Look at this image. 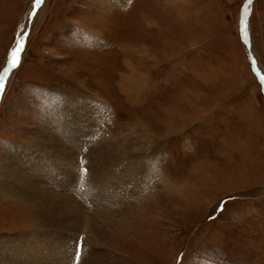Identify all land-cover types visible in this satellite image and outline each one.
I'll return each instance as SVG.
<instances>
[{
  "label": "rangeland",
  "instance_id": "obj_1",
  "mask_svg": "<svg viewBox=\"0 0 264 264\" xmlns=\"http://www.w3.org/2000/svg\"><path fill=\"white\" fill-rule=\"evenodd\" d=\"M120 1L41 0L31 17L36 0H0V73L27 33L0 93V166L15 149L42 155L54 125L84 124L88 108L101 149L122 157L117 175L124 163L145 174L127 180L141 208L111 247L62 227L79 259L264 264V85L249 54L264 76V0ZM27 209L0 187V242L58 233ZM26 246L19 257L46 255Z\"/></svg>",
  "mask_w": 264,
  "mask_h": 264
},
{
  "label": "bare ground",
  "instance_id": "obj_2",
  "mask_svg": "<svg viewBox=\"0 0 264 264\" xmlns=\"http://www.w3.org/2000/svg\"><path fill=\"white\" fill-rule=\"evenodd\" d=\"M116 1L115 6L124 8L122 1ZM105 7L110 10L113 6L108 3ZM247 16L248 13L245 15L244 12V23L241 24L243 29L246 28ZM90 34L93 37H85L89 41L95 37L94 33ZM99 37L102 41V37ZM84 111L88 114L85 118L89 122L86 120L84 124H74L64 120L54 125L52 133L46 134L42 141V155L15 149L13 159L6 158L8 164L0 166V175L3 176L0 187L5 195L10 199L27 202L28 215H32L35 220L44 219L41 225H49L47 230H58L57 234L45 232L41 237L38 235L37 239L27 238L17 245L13 242H0V264H122L104 250L96 252L94 248L87 250L92 254L90 257L84 259L83 255L79 259L81 256L76 254L75 247H71L74 244L68 239L72 235L59 232L62 227H66L67 232L74 236L82 231L89 232L100 245L111 247L114 230L122 234L121 224L133 219L127 216L137 214L141 208L135 202L137 196L125 190V185L128 187L127 180L133 178L141 180L145 174L143 167L124 163L125 173L122 177L117 175L114 166L119 164L122 157H118L116 152L108 153V148L101 149L102 143L95 137L99 128L93 125L95 113L88 108ZM76 113L82 115V111ZM67 115L68 112L61 114L63 118ZM73 115L72 112L66 119H73ZM63 118L59 117L58 121ZM88 141L94 146L90 147ZM80 155L85 160L83 166L78 164ZM75 158L77 165H73ZM61 169L63 171H59ZM79 200L83 203L84 200L90 201L96 210L88 213L90 211ZM26 245H39L41 253L46 252V255H41L42 258L39 255L19 257V253L26 250Z\"/></svg>",
  "mask_w": 264,
  "mask_h": 264
},
{
  "label": "snow or ice",
  "instance_id": "obj_3",
  "mask_svg": "<svg viewBox=\"0 0 264 264\" xmlns=\"http://www.w3.org/2000/svg\"><path fill=\"white\" fill-rule=\"evenodd\" d=\"M41 0H36V3L39 4ZM252 0H248V3L251 4ZM32 15H35L33 13ZM245 15H247V8L245 9ZM243 24V21H242ZM27 36V33L24 32L20 38L16 40V47L11 49V51L8 53V62L7 66L3 69V72L0 73V93L4 92L5 89V83L4 81L9 75V72L20 64L21 61V52L24 49V37ZM247 36V32L245 31V37ZM255 63V61H253ZM259 79L261 81H264V76H259Z\"/></svg>",
  "mask_w": 264,
  "mask_h": 264
},
{
  "label": "water",
  "instance_id": "obj_4",
  "mask_svg": "<svg viewBox=\"0 0 264 264\" xmlns=\"http://www.w3.org/2000/svg\"><path fill=\"white\" fill-rule=\"evenodd\" d=\"M246 3L248 4V0H247ZM37 6H38V4L36 3L35 8H34L33 11L31 12V17L33 16L32 14L35 13V10H36ZM242 21H243V18L241 17V23H242ZM243 23H244V22H243ZM245 31H246V29H243V28H242V33H243V34L245 33ZM244 38H245V41H248V38H247V36L245 37V34H244ZM253 61H255V60L253 59ZM253 65H254V68L256 69V68H257L256 63H253ZM255 71H256V74H257L258 78H259V76H262V74L260 73V71L258 70V68H257ZM262 83H264V81H262Z\"/></svg>",
  "mask_w": 264,
  "mask_h": 264
}]
</instances>
